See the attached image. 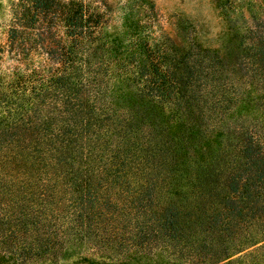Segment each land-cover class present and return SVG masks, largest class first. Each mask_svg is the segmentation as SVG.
Listing matches in <instances>:
<instances>
[{
	"label": "trees",
	"instance_id": "16d2710c",
	"mask_svg": "<svg viewBox=\"0 0 264 264\" xmlns=\"http://www.w3.org/2000/svg\"><path fill=\"white\" fill-rule=\"evenodd\" d=\"M9 12L0 264H264V14L178 54L84 0Z\"/></svg>",
	"mask_w": 264,
	"mask_h": 264
},
{
	"label": "rangeland",
	"instance_id": "374dc122",
	"mask_svg": "<svg viewBox=\"0 0 264 264\" xmlns=\"http://www.w3.org/2000/svg\"><path fill=\"white\" fill-rule=\"evenodd\" d=\"M14 0H0V45L6 42L9 10ZM100 12L103 32L125 37L130 25L157 41H170L178 54L183 53L190 38L196 37L204 46L216 44L217 33L226 21L242 25L251 14H264V0H84ZM208 52V51H204ZM210 52V51H209ZM43 56L41 53L33 55ZM15 63L12 53L4 50L0 67L5 70ZM80 254L88 253L79 250ZM95 255L104 256V251ZM59 264V262H55Z\"/></svg>",
	"mask_w": 264,
	"mask_h": 264
}]
</instances>
